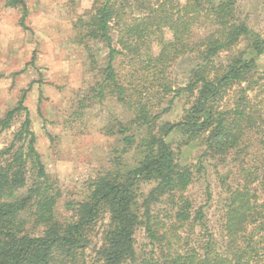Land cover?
<instances>
[{"label": "trees", "instance_id": "16d2710c", "mask_svg": "<svg viewBox=\"0 0 264 264\" xmlns=\"http://www.w3.org/2000/svg\"><path fill=\"white\" fill-rule=\"evenodd\" d=\"M238 1L93 0L74 22V42L87 51L92 70L100 68L94 43L108 51L94 97L103 102L114 96L132 113L128 123L117 120L106 128L109 134L117 128L123 147L66 203L71 215L61 217L63 191L37 149L26 105L32 84L23 89L0 118L3 131L25 116L0 149V264H264V114L247 94L264 80L257 67L264 38L240 17ZM5 5L21 10L28 29L27 1ZM244 39L249 45L239 49ZM187 56L195 64L186 85L176 87L171 68ZM236 86L234 106L222 107ZM182 95L193 101L181 120L160 123ZM174 131L185 135L184 144L200 141L202 159L238 163L236 183L229 175L221 178L227 193L223 244L203 207L195 208L187 195L196 171L178 161L167 140ZM129 152L137 158L132 166L122 159ZM140 226L151 246L142 253L136 248Z\"/></svg>", "mask_w": 264, "mask_h": 264}, {"label": "rangeland", "instance_id": "374dc122", "mask_svg": "<svg viewBox=\"0 0 264 264\" xmlns=\"http://www.w3.org/2000/svg\"><path fill=\"white\" fill-rule=\"evenodd\" d=\"M28 4V29L21 25L22 12L7 7L0 0V118L14 107L22 90L32 84L26 105L30 110L32 128L37 136V149L42 155L47 171L59 179L63 191L58 211L61 217L71 215L68 201H74L92 177L100 170L111 166L110 159L122 149V135L109 134L106 128L116 121L128 123L133 115L114 96L103 102L95 98L97 82L103 78L107 62V49L102 44L93 47L100 55L99 69L92 70L87 51L74 42V22L90 11L93 0H26ZM220 1V0H216ZM238 13L250 27L264 38V0H239ZM249 39H244L239 49H245ZM223 53L217 60L226 59ZM122 58L119 62H122ZM195 60L183 57L173 64L171 77L176 87L184 86ZM257 67L264 73V54L257 59ZM246 84H243L245 86ZM241 88L227 92L222 107H232ZM248 97L260 105L264 114V80L255 89L248 90ZM163 103L166 107L168 100ZM193 99L187 95L176 98L171 109L162 115L159 122H178ZM24 114L14 120L13 125L0 131V149L8 146L19 130ZM167 140L174 148L178 161L189 164L196 171L195 179L187 191L194 207H203L205 221L214 237L223 244L227 193L221 178L239 179L238 163L229 157L217 162L202 157L200 141L184 144L185 135L172 132ZM128 165L136 163L134 152L122 158ZM200 169V170H198ZM150 186H144L148 191ZM107 220L100 224L88 253L96 255L102 243V233ZM199 232V227L197 228ZM136 248L139 253L151 246L145 229L136 231Z\"/></svg>", "mask_w": 264, "mask_h": 264}]
</instances>
